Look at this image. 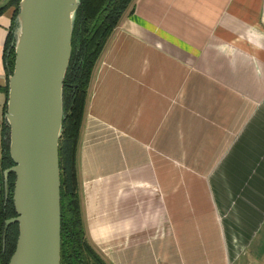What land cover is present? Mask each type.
<instances>
[{"label":"crops","instance_id":"crops-1","mask_svg":"<svg viewBox=\"0 0 264 264\" xmlns=\"http://www.w3.org/2000/svg\"><path fill=\"white\" fill-rule=\"evenodd\" d=\"M10 23L8 8L0 130ZM75 161L109 264H233L262 241L264 0H133L93 67Z\"/></svg>","mask_w":264,"mask_h":264},{"label":"water","instance_id":"water-1","mask_svg":"<svg viewBox=\"0 0 264 264\" xmlns=\"http://www.w3.org/2000/svg\"><path fill=\"white\" fill-rule=\"evenodd\" d=\"M79 0H19L14 64L7 76L4 116L15 174L12 199L18 235L7 264H60L61 205L58 143L62 85Z\"/></svg>","mask_w":264,"mask_h":264},{"label":"trees","instance_id":"trees-1","mask_svg":"<svg viewBox=\"0 0 264 264\" xmlns=\"http://www.w3.org/2000/svg\"><path fill=\"white\" fill-rule=\"evenodd\" d=\"M19 0L0 2V13L11 9L3 61L7 76L14 64L16 15ZM133 6V0H79L72 21L71 54L62 85V123L58 143L60 169L61 244L60 264H109L88 241L83 226L75 152L83 117L87 90L93 67L120 17ZM5 101L0 130V264H7L18 235L17 222L5 226V219L16 214L12 191L15 174L7 176L5 190L3 170L13 161L9 154V126L6 111L7 81L3 87Z\"/></svg>","mask_w":264,"mask_h":264},{"label":"rangeland","instance_id":"rangeland-1","mask_svg":"<svg viewBox=\"0 0 264 264\" xmlns=\"http://www.w3.org/2000/svg\"><path fill=\"white\" fill-rule=\"evenodd\" d=\"M75 170H76V161H75ZM259 234H260V232H259ZM252 245L253 246L250 245V247L248 249L243 251L234 260L233 264H264V239L262 238V241H260V239H258L256 244H255V242H253ZM254 248L256 250H254Z\"/></svg>","mask_w":264,"mask_h":264}]
</instances>
